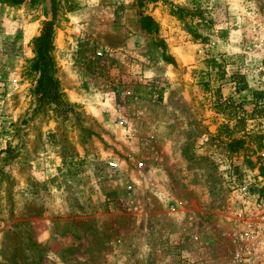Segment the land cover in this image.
I'll return each instance as SVG.
<instances>
[{
  "label": "rangeland",
  "instance_id": "374dc122",
  "mask_svg": "<svg viewBox=\"0 0 264 264\" xmlns=\"http://www.w3.org/2000/svg\"><path fill=\"white\" fill-rule=\"evenodd\" d=\"M54 6L0 0V264H229L215 207L264 140L249 33L205 0ZM49 19L64 114L32 92ZM183 200L197 238L168 214Z\"/></svg>",
  "mask_w": 264,
  "mask_h": 264
},
{
  "label": "built area",
  "instance_id": "2783aa9c",
  "mask_svg": "<svg viewBox=\"0 0 264 264\" xmlns=\"http://www.w3.org/2000/svg\"><path fill=\"white\" fill-rule=\"evenodd\" d=\"M205 5L206 8L219 5L231 10L232 19L249 33L250 50L246 53L254 61V66L243 71L256 74L257 89L264 94V0H205ZM117 123L123 124L122 120ZM259 129L264 135V128L260 126ZM255 157L257 166L264 165V140ZM126 158L133 160L131 154H126ZM135 165L138 169L142 167L140 161ZM252 175V178L227 185L226 196L215 207L217 222L214 227L228 243L229 264H264V198L254 190L259 187L260 180L264 182V176L259 174L257 167Z\"/></svg>",
  "mask_w": 264,
  "mask_h": 264
},
{
  "label": "trees",
  "instance_id": "16d2710c",
  "mask_svg": "<svg viewBox=\"0 0 264 264\" xmlns=\"http://www.w3.org/2000/svg\"><path fill=\"white\" fill-rule=\"evenodd\" d=\"M20 1L13 0V3H19ZM156 1L136 0V4L138 7H141L145 3H154ZM50 6L53 12L55 8L54 0H50ZM137 15L138 26L143 32L147 34H155L157 32V23L150 15L142 12H138ZM52 34V19L42 21L39 33L34 37L32 42V50L34 52L32 70L36 74L32 92L35 96L37 108L54 105L56 111L64 114L69 109V105L63 100L62 92L53 77L55 64L50 53L52 49ZM257 168L259 174L264 176V165L258 164Z\"/></svg>",
  "mask_w": 264,
  "mask_h": 264
},
{
  "label": "crops",
  "instance_id": "0c3cea01",
  "mask_svg": "<svg viewBox=\"0 0 264 264\" xmlns=\"http://www.w3.org/2000/svg\"><path fill=\"white\" fill-rule=\"evenodd\" d=\"M149 15L154 20L156 19L155 16L153 15V12L149 13ZM209 75H211V72L209 73ZM217 114H219V113L217 112L216 115ZM156 194H158L157 189H156ZM188 206L189 205H188L187 201L183 200V204L180 205V208L182 209L180 212H178L179 210L176 208V206H174L172 209L170 208L168 210V214L171 215V217H172L171 219H173V220L176 219V221L180 220L178 217H180V215H182L183 216L182 219H183L184 225H185L184 227H182V231H184L185 234L192 232V235H190V238H193V237L197 238V236H196L197 231L195 230V227H197V226H195L193 220H194V218H199L198 213H197L198 211H195V210L189 208Z\"/></svg>",
  "mask_w": 264,
  "mask_h": 264
}]
</instances>
